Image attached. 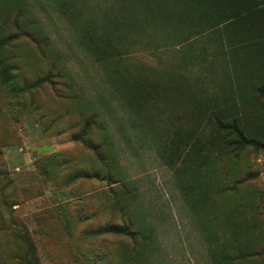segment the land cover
Returning <instances> with one entry per match:
<instances>
[{"label": "rangeland", "instance_id": "374dc122", "mask_svg": "<svg viewBox=\"0 0 264 264\" xmlns=\"http://www.w3.org/2000/svg\"><path fill=\"white\" fill-rule=\"evenodd\" d=\"M262 86L264 0H0V264H264Z\"/></svg>", "mask_w": 264, "mask_h": 264}, {"label": "trees", "instance_id": "16d2710c", "mask_svg": "<svg viewBox=\"0 0 264 264\" xmlns=\"http://www.w3.org/2000/svg\"><path fill=\"white\" fill-rule=\"evenodd\" d=\"M2 72L4 75H7L6 68H4ZM259 91L263 94L264 86L260 87ZM216 124L220 131L226 132L227 136L229 137H233L235 139V143L241 146L251 145L256 148H264V141L258 140L256 138H249L245 134L237 119H233L230 122H224L222 119L217 117Z\"/></svg>", "mask_w": 264, "mask_h": 264}]
</instances>
